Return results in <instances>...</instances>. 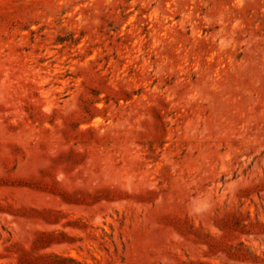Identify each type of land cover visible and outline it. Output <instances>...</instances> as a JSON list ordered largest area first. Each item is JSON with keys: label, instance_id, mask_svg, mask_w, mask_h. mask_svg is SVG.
<instances>
[{"label": "rangeland", "instance_id": "374dc122", "mask_svg": "<svg viewBox=\"0 0 264 264\" xmlns=\"http://www.w3.org/2000/svg\"><path fill=\"white\" fill-rule=\"evenodd\" d=\"M0 264H264V0H0Z\"/></svg>", "mask_w": 264, "mask_h": 264}]
</instances>
